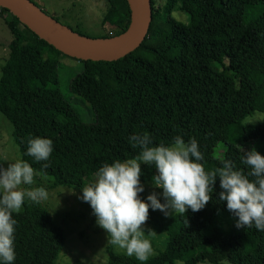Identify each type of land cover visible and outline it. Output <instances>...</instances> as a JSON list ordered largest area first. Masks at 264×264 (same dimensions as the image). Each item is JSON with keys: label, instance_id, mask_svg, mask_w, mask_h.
Wrapping results in <instances>:
<instances>
[{"label": "trees", "instance_id": "1", "mask_svg": "<svg viewBox=\"0 0 264 264\" xmlns=\"http://www.w3.org/2000/svg\"><path fill=\"white\" fill-rule=\"evenodd\" d=\"M103 2L100 38L117 36L128 25L126 2ZM150 9L146 37L136 50L114 62H90L55 51L0 8L10 34L0 66V115L11 126L18 157L50 178V187L84 188L103 164L138 155L141 149L129 138L145 132L156 145L168 146L177 135L186 143L195 138L206 171L229 160L247 173L243 154L254 147L264 156V120L241 125L254 113L264 119V0H150ZM173 12L189 20H177ZM66 59L80 65L68 92L89 106L91 124L59 92L58 70ZM37 136L53 141L47 161L26 155L28 139ZM141 169L146 185L155 167ZM220 191L217 177L212 200L184 216L150 208L145 225L165 235L164 250L141 262L110 244L106 264H264V231L238 229V218L218 199ZM13 218V264H53L63 236L46 209L25 199Z\"/></svg>", "mask_w": 264, "mask_h": 264}, {"label": "clouds", "instance_id": "2", "mask_svg": "<svg viewBox=\"0 0 264 264\" xmlns=\"http://www.w3.org/2000/svg\"><path fill=\"white\" fill-rule=\"evenodd\" d=\"M129 139L133 148L141 149L139 154L103 164L94 182L82 188L81 197L89 203L97 226L107 233L109 242L123 249L128 257L144 262L155 254L144 230L150 208L160 210L165 216L172 213L184 216L188 209L198 212L212 200L217 177L221 189L218 199L226 202L227 210L238 218L235 226L239 229L254 225L264 231V156L254 147L241 160L249 169L247 173L236 169L229 160L222 161V167L206 171L195 138L186 143L177 135L168 146L154 144L147 132ZM27 144L26 155L36 162L47 161L53 152V141L48 138H29ZM141 164L155 167L152 185L162 189L163 203L156 192L147 196V202L141 199L140 193L144 191L140 182ZM38 175L36 169L20 158L8 163L7 168L0 167V264H13L16 258L17 221L13 214L21 211L25 199L38 203L48 198L44 187H22L33 185ZM147 234L155 232L148 229Z\"/></svg>", "mask_w": 264, "mask_h": 264}, {"label": "rangeland", "instance_id": "3", "mask_svg": "<svg viewBox=\"0 0 264 264\" xmlns=\"http://www.w3.org/2000/svg\"><path fill=\"white\" fill-rule=\"evenodd\" d=\"M48 16L68 29L88 38H100L104 35L99 27V21L104 12L103 0H29ZM156 4L162 0H154ZM172 17L177 20H189L185 15L173 12ZM10 34L0 20V66L7 55V45ZM63 66L58 70V89L61 95L68 100L71 107L78 113L80 120L85 124L93 122L92 112L87 104L81 103L78 98L68 92L69 81L80 72L78 62L63 60ZM253 119H262L260 114L254 113L246 118L241 125H254L262 121L248 123ZM11 126L0 115V167L7 168L8 163L18 159L16 148L11 138ZM156 172V169H155ZM96 178L86 182V186L94 182ZM51 179L38 175L33 185H22L25 189L44 187L48 192V198L38 202L46 209L53 224L61 231L63 246L53 264H106L105 248L111 243L107 233L97 226L95 216L89 203L84 202L82 189L72 190L64 187H50ZM85 186V187H86ZM143 198L147 202V196L152 192L158 193V199L163 201L162 189L155 188L152 181L143 185ZM176 213H172V216ZM146 238L150 239L155 257L165 247L164 234L148 235V227L144 225ZM114 252L126 254L125 251L112 245Z\"/></svg>", "mask_w": 264, "mask_h": 264}, {"label": "water", "instance_id": "4", "mask_svg": "<svg viewBox=\"0 0 264 264\" xmlns=\"http://www.w3.org/2000/svg\"><path fill=\"white\" fill-rule=\"evenodd\" d=\"M129 18L125 30L110 38H88L62 26L29 0H0L20 25L60 54L77 61L114 62L136 50L151 21L150 0H124Z\"/></svg>", "mask_w": 264, "mask_h": 264}]
</instances>
